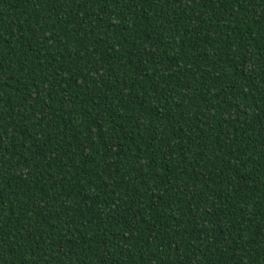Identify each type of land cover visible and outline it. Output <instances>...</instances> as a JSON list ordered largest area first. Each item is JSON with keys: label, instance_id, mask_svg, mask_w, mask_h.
Masks as SVG:
<instances>
[{"label": "trees", "instance_id": "obj_1", "mask_svg": "<svg viewBox=\"0 0 264 264\" xmlns=\"http://www.w3.org/2000/svg\"><path fill=\"white\" fill-rule=\"evenodd\" d=\"M0 264H264V0H0Z\"/></svg>", "mask_w": 264, "mask_h": 264}]
</instances>
